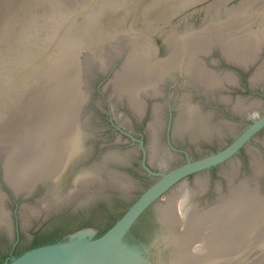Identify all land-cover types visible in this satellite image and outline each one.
<instances>
[{
	"label": "flooded vegetation",
	"instance_id": "1",
	"mask_svg": "<svg viewBox=\"0 0 264 264\" xmlns=\"http://www.w3.org/2000/svg\"><path fill=\"white\" fill-rule=\"evenodd\" d=\"M263 56L264 47L255 61L246 67L227 61L212 48L204 56V64L218 74H228L231 81H223L224 84H219L214 90L206 89L193 76H182L178 70L172 69L171 75L157 82L156 88L160 91L155 88V94H142L141 103L144 105L143 110L140 109V112L143 111L141 114L130 108L125 99L121 103L114 97L111 106L103 100L98 101L99 105L88 99L81 111L79 150L66 161L65 168H61L62 172L56 179H41L30 190L14 192L0 174L3 203L0 264L27 249L68 240L83 230L86 236H100L164 174L224 150L254 122L264 118V76L255 82L251 80ZM221 96H228L230 100L239 97L247 103L253 100L255 106L236 112L220 99ZM189 105L193 107L192 115L195 117L186 121ZM153 107L155 111V108L158 109V115ZM100 113L106 114L110 122V133L105 136L93 133L100 129L93 127V116L98 117ZM151 126L157 129L153 130ZM151 130L155 138L150 135L153 134ZM263 142L264 123L248 136L235 153L218 163L179 177L136 217L123 237L124 242L137 248L147 258V264H168L171 245L164 238L168 229L159 210L161 204L171 195L178 194L176 199L174 196L173 206L184 214L180 216L181 212H175L179 217L180 225L177 226L180 230L185 225L183 220L188 217L187 212L197 215L207 212L220 196L227 194V175L231 177L233 174L235 178L244 175V165L250 161V156L264 158ZM251 152H254L253 155ZM87 172L91 174L90 178L95 179L87 187L78 188L74 179ZM179 189L181 193L184 190V194H180ZM180 196H184L185 201ZM191 250L198 252L194 247ZM224 263L230 264L229 261L217 262Z\"/></svg>",
	"mask_w": 264,
	"mask_h": 264
},
{
	"label": "bare ground",
	"instance_id": "2",
	"mask_svg": "<svg viewBox=\"0 0 264 264\" xmlns=\"http://www.w3.org/2000/svg\"><path fill=\"white\" fill-rule=\"evenodd\" d=\"M184 6L186 5L174 7V9L170 12V14L172 16L179 15L180 8ZM146 10L147 11H145L143 15L144 14L149 15L157 11V9L155 10L151 8ZM225 11H218L217 13H213L212 15L210 14V17L215 15L226 16L221 13ZM259 11L262 10H259V8H255L254 6V8L244 10L243 13L240 15L236 14L234 21L235 23L238 22L239 28L236 30L232 26L230 29L227 27L229 29V33H227L225 27L221 26L222 30H220L218 37L215 35H206L205 37H201V34H199L198 36L185 35L184 38H182V34L175 37V36H170L167 33L166 41H164L165 48L160 52L155 51L153 54L151 53L150 54L151 56L148 59L140 60V57H144L146 55L143 52L140 53V51L143 44H149L150 46L152 40H149V36L145 37L143 35L138 34L137 40L140 46H137L135 43H132V45L129 44V46H127V52L126 54H124V60L122 65L114 69L112 75L105 84V85L110 84V86H112V92L110 96L113 95V99H115L114 97H116V100L118 99L120 102L123 99H125L127 103L131 106L130 108H132L135 112L138 113L141 111L140 109L144 105V103L143 105L141 103V101L143 100L142 94H150V95L155 94L156 93L155 90L156 89L158 90V88H156L157 82L160 79H164L165 76H168L172 69L178 70L179 73H181V75L188 74L193 76L194 80H196L198 84L202 85L206 89L213 88L212 90H214V87H217L221 83L224 84L223 81L225 80L231 81L230 78L228 77L229 76L228 74H224V73L218 74L209 67H207L204 64V56L207 55L212 50V48H217L221 56L229 62L246 67H248L250 63L252 64L255 61V58L257 57L259 51H261L262 48L264 47V11L260 12L257 15ZM143 15L141 14V18ZM250 16L253 17L256 16V20L247 22V18H249ZM241 19L243 23H241ZM206 20L207 19L199 22L195 21L196 25H194V27L200 26L202 23L205 24ZM138 22L140 21L135 19V21H133L130 25L129 24L126 25L116 21L115 26L113 27V31L111 30L109 33L105 35V37L107 35L111 36L110 40L112 39L107 46L113 43L115 37L119 35V34L117 35V33H123V34H130L133 32L135 33L137 29L141 28L139 26H142ZM171 23H172L171 25H173L172 26L173 30H169V32H174V30H178L175 29L178 28L177 27L178 22L174 20ZM235 23H231V24H235ZM120 24L122 25L120 26ZM187 25H193V24L190 23ZM136 26L139 28H136ZM166 26L167 24L165 26L159 25L158 26L159 28L158 27L157 28L159 30L169 29V28H165V29L163 28ZM182 29L183 28L179 29L178 31H182ZM155 31L157 32V34L160 35L158 30ZM242 32H245L246 36L242 35ZM141 38L143 39L142 41H140ZM130 41L131 39H129V42ZM101 43L102 40L98 41V44L96 43L95 46L100 47ZM102 47L103 46H101V48ZM106 47L103 50L100 48L101 50L100 49L99 50L101 52H98V54L101 55L104 51H106L107 49ZM96 49L98 50V47ZM119 50L120 48L118 47V49H116L115 52ZM139 53L141 56L139 55ZM84 54L86 55V53ZM100 55L98 57L96 56V58H104ZM118 55H120V53H117L115 56ZM108 65L109 64H106L105 61H103L102 64L99 66L100 68L98 69H105ZM93 67L97 68L95 65H93ZM90 69L88 70L87 75H89L88 73L90 72ZM84 76L85 74L82 76L83 78L81 77L82 81L85 79ZM261 76H264V56L263 59L258 64V66H256V69L253 71L251 75V80L255 82L254 80L258 79ZM72 77H74V80L72 84L70 83L71 81L69 82L71 84V87L70 89H68V86L70 85L68 84V81L72 79ZM33 78L36 79L37 76H34ZM37 79H39L37 82L41 84L40 86H42V88L40 87V89L42 90H36L33 92L27 90H22V91L19 90L16 94L17 96L23 95L24 97L27 98L32 97L33 98L32 100L38 104V106L35 105L36 107L30 109V111L33 113V117L35 119L36 118L39 119L36 121V123L38 124L40 122L51 123V128L50 130H48L49 134L48 131L39 132L38 134L39 137L35 138L34 142H32L34 143L32 147V153L30 154L29 157L26 158V160H20V161L19 159L16 160L15 157H13L16 156L15 154L10 156V158L4 157L2 162V155L0 156L1 164L4 167L3 175L5 177V180L9 185H11L12 189L15 192L30 190L35 185V183L41 180L43 177H44L43 179H50V180L56 179L58 173L62 172L61 168L62 169L65 168L64 165H66V161L71 157L73 153L79 150L77 149L72 151L73 146H77L79 148L80 145V136H81L80 121H81V111H82L81 104L85 101L86 98L85 97L86 91H82V90L80 91L79 85L78 87H76L77 82L80 80V76L79 77L78 76H61V77L38 76ZM83 85H85V83ZM36 92L37 94H35ZM220 99L224 103H227L236 112L237 111L243 112L245 110H249V108L252 105L255 106L253 100H251V102L248 101L249 103H247L246 102L247 100L244 99L242 100L239 97L236 98L235 100H230L231 98H229L228 96L227 97L221 96ZM5 106H7V104ZM17 107H21V106H17ZM155 109L158 111L157 108ZM153 111L156 112L157 114V111L154 110V107H153ZM142 112H140V114ZM192 114H193V107L189 105V107L186 109L185 120L191 121L195 117ZM153 125L155 126V124ZM152 129L154 130L155 127ZM152 133L153 134L150 135H154V131ZM153 137L155 138V135ZM253 153L254 152H251L252 155ZM255 154L257 153L255 152ZM12 160H14V162H12ZM255 161L256 158L253 157L252 162ZM257 170L258 169L256 168L253 172L259 175L261 170L260 168L259 171ZM230 172L226 174H229ZM90 175L91 174H89V172L85 174L77 175V178L74 179L75 180L74 183L77 184L78 188L80 186L87 187L88 183L91 180L95 179V177L93 179L90 178L91 177ZM226 177L229 178L227 193L229 191L230 194H227V196H225L226 194L225 193L224 196H220L218 202L213 203L212 207L209 208V210H206L207 212L198 215L187 212L188 215L186 216L188 217L187 218L185 217L186 220H183V224L185 223V225H183L184 226L183 229H181L183 226H181L180 230L178 229L180 226L178 227L177 225L178 224L180 225V223H178L179 221L177 220V218L179 217H177L175 213L178 211V209L176 210L173 206L175 204L173 203V201H175L176 196H178V194L176 196L174 194L171 195L167 200L165 199L166 201H164L161 204L159 210L161 213V217L168 229V235L164 238L166 239L168 245L169 244L171 245L168 264H217V262H220V260L222 262L229 261L230 264H240V263L247 264L246 262L251 260L248 258L249 260L242 259V261H240L241 258H244L246 256L243 249L245 248L246 245L245 241L247 240V234H245L243 231L244 229H246L247 226L246 224L248 223V221L250 222L252 221L256 223L257 226L255 227L254 229L255 231L253 232V234L251 236H249L248 234L249 236L248 240H255L256 238L258 239L256 235L257 234L256 230H259L260 227L259 225L264 224V215H263L264 202L257 199H256L257 201H253L251 194L246 195L247 189H245L241 184L242 181L241 183L240 182L233 183L234 176L228 177L227 175ZM111 178H113L116 181H119L116 176L111 175ZM243 181L245 182V180ZM122 185H124V183ZM249 188H251V186ZM184 190L183 193H181L182 190L179 193L184 194ZM186 191L187 190H185V194ZM181 197L182 196H180V198ZM183 197H182V201H185V199L183 200ZM243 198L246 199L247 203H245V199L243 200ZM182 201L180 200V203ZM249 203L253 204L255 215L254 216L252 215V217L250 218L251 220H248L245 217H239L238 221H235L237 222L235 227L238 231L231 233L230 221L231 219H233L232 215L233 217L237 215V214L235 215L236 211L233 212L232 215H230L231 211L233 209L242 210V208H244L242 204H249ZM2 204H3L2 192L0 191V222L2 221V216H3ZM174 209L176 211H174ZM190 209L193 210L192 208ZM179 212L181 211H178V213ZM180 216H184V214ZM181 218L184 219L183 217ZM193 247L194 250L195 248L196 250L198 249V252H192L191 248ZM260 250L261 248L259 246L258 251ZM262 255H263V259H261ZM250 262L251 263L248 264H264V250L263 252L261 251V254L258 256V259Z\"/></svg>",
	"mask_w": 264,
	"mask_h": 264
},
{
	"label": "rangeland",
	"instance_id": "3",
	"mask_svg": "<svg viewBox=\"0 0 264 264\" xmlns=\"http://www.w3.org/2000/svg\"><path fill=\"white\" fill-rule=\"evenodd\" d=\"M62 1L63 3L61 6H64V11L56 10L53 12L50 11L48 13L42 12L40 14L36 12L37 14H34L35 16L33 17L27 16L26 18V15H24L22 18H20V21H19L20 25H18V28L20 29L18 33L20 45L23 41L22 38L32 37V39L34 38L35 40L40 38L41 36L38 37L39 36L38 34L41 32V30L43 31L45 30V35H48V34L51 35L57 31L58 26L59 28H61L62 21L66 20L67 13H69L70 9L77 2L76 0H62ZM104 5L106 7L114 6V8L116 9L113 10V14L108 15L107 12L105 13V10H103V11H100L96 17H95L96 13H92V12H87L83 14V16L73 15L72 18L68 17L71 20L73 19L75 24L72 26V23L70 24L68 23L67 24L68 28L66 27V25H64V28L60 29L62 31L60 33L61 34L60 38H63V39L59 41L60 42L58 44L59 46L58 45L55 46V49H53V53H56V55L60 53L62 57L57 59L58 61L56 60V62H59V60L60 62L52 67L56 69V72H57L56 76H60V77L61 76H78V77L80 76V80L77 82L76 87H78L79 85L80 91L81 90L85 91L84 85H83L84 83L82 81V78H83L82 76L84 74L86 75L90 68H91L90 70L95 69L93 65H95L97 68H100L99 66L102 64L103 61H105L106 64H110L111 62L110 71L107 74V76L101 75L99 73L96 78L94 77L95 79L94 78L90 79V81L91 80L92 81L89 86L91 90H90V95L88 97V99L92 100L94 103L98 102L99 100H103L109 106H111V104L114 102L113 95L110 96L112 92V86H110L109 84L104 88V84L106 83V80H108V78L110 77L109 75L112 74L114 69L122 65L123 60H124V54H126L127 52V46H129V44L132 45V43H135L137 46H140L137 40L138 34L143 35L145 37L149 36V40H152V43H150V46L149 44H143L141 51H140V53L143 52L144 54H146L144 57H140V60L148 59L150 58L151 53L153 54L155 51L160 52L161 50L165 48L164 41H166L167 33L170 36H175V37L182 34V38H184L185 35L198 36L199 34H201V37H205L206 35H215L218 37L220 30H222L221 26L225 27V30L227 33H229V29L231 28V26L235 28L236 30L239 28L238 22L235 23L234 21L236 14L240 15L243 13L244 10L254 8V6L255 8H259V10H262V11H259L257 15L260 12L264 11L263 10L264 0H109V2L104 3ZM183 5H186V6L180 8V13L178 12L179 15L172 16L170 14V12L174 9V7L183 6ZM149 8L155 9V10L157 9V11L149 15L147 14L143 15V13L147 11L146 9H149ZM38 11L40 12V10ZM218 11H225L221 13L226 16H219V15L214 14L215 16L210 17V14L212 15L213 13H217ZM62 13H64V15ZM141 14L143 15L142 18H141ZM1 16H2V10H0V19H1L0 21H2ZM256 16L254 17L250 16L249 18H247V22L255 21ZM135 19L140 21L138 22L139 24L142 25V26H139L141 27L140 29H137L135 33L133 32L130 34L117 33V35L118 34L119 35L118 36L116 35L117 37H115L113 43L107 46L109 42L112 40V39L110 40L111 36H109V39L107 42H104V43L102 42L100 44L101 46H103L102 48L100 46L102 50L105 49V47L107 46L106 51H104L101 55L98 54V52H101L100 51L101 49L100 48H98V50L95 49L96 43L100 41L101 39H103L105 35L109 33L111 30L113 31V27L115 26L116 21H118L119 23L130 25L133 21H135ZM205 19H207L205 24L202 23L200 26L194 27V25H196L195 21L199 22ZM30 20H33L34 24L35 25L38 24V25L30 28L31 26L29 23ZM174 20L178 22L177 23L178 28H175V29L179 30L183 28L182 31L174 30V32H169V30H173L172 29L173 25H171L172 24L171 22ZM94 21H95V26H92L93 24L92 22ZM190 23L193 25H187ZM231 23H235V24H231ZM241 23H243L242 19H241ZM107 24H111V26H108ZM166 24L167 26L163 28L164 29L169 28V29L167 30L158 29L159 25L165 26ZM121 25L122 24H120V26ZM42 26L44 28H42ZM139 27L136 26V28H139ZM7 29L8 28H6V31ZM65 29H68L66 33L65 31H63ZM191 29H194V30H191ZM155 30H158L160 35L157 34ZM7 34L8 32L6 33V35ZM66 35H69L68 36L69 39L66 37ZM242 35L246 36L245 32H242ZM79 36H84V39L90 38L94 44H91L88 47L85 46L84 49L83 47L80 49H77L78 47L76 45H77V41L80 40ZM96 39H97V42H95ZM129 39H131L130 42H129ZM142 40L143 39L141 38L140 41ZM7 44L8 43L6 41L4 43L3 51H2V47L0 50V55H1L0 58L2 59V56H3V61L1 62V66L2 68H4L3 72H4V75L6 76L11 73V70H13L14 61L24 62V60H26L25 56H23V52H21L20 50V47L15 50L14 48L12 49L11 47L9 49V47L8 48L6 47ZM118 47L120 48V50L115 52V50L118 49ZM215 49H216V52L220 54L219 50L217 48ZM84 53H86V55ZM117 53H120V55L115 56ZM99 55L104 58H96V56L98 57ZM84 60H85V63H84ZM47 72L48 71H46L43 74V76H48ZM37 78L34 79V78L28 77L27 80H23V84H25L26 82L24 81H28L32 79L31 80L32 83L29 85V88H27V91L33 92L36 90H42L40 89V87L42 88V86H40L41 84L37 82L39 80ZM73 80H74V77H72V79L68 81V84L70 83L72 84ZM71 84L68 86V89H70ZM3 85L4 87L6 86L7 88L8 83L5 80L4 82L0 81V156L2 155V162H3L4 157L10 158V156L15 155V154L16 156H13V157H15L16 160L17 159H19V161L26 160V158L29 157L30 154L32 153V147L34 144L32 142H34V139L39 137L38 136L39 132H45V131L50 130L51 123H46V122L45 123L40 122L39 124L36 123V121L39 119L38 118L35 119L33 117V113L30 111V109L36 107L35 105L38 106V104L32 100L33 98L32 97L27 98V97H24L23 95L17 96L14 90L12 91L10 90V92H2ZM35 94H37V92ZM6 104L7 106H5ZM17 106H21V107H17ZM100 114L101 115L98 117L95 115L93 116L94 118L93 123H92L93 127L96 128V130L100 128L98 131H94L93 133L98 134L100 136H105L108 133H110V129H109L110 122L108 121V116L106 114H102V113ZM99 132L101 133L99 134ZM48 134H49V131H48ZM72 149H73L72 151L77 150V146H73ZM36 154H39V153H36ZM253 157L256 158L255 162H252ZM252 158L250 156L251 161H248L244 165V168L246 170L245 174L237 178L234 177L233 183H237V182L241 183L242 181L241 184L243 185L245 189H247L246 195L251 194L253 201L260 200L264 202V158L260 157L259 155L258 156L254 155L252 156ZM12 162H14V160H12ZM1 165L2 164L0 160V174H2V176L4 177L3 175L4 167L3 165L2 166ZM254 168L255 169L257 168L258 169L257 171H259V168H260L261 172L259 175L253 172L255 170ZM243 180H245V182ZM249 181L250 182L252 181L251 184ZM250 186L251 188H249ZM227 194H230L229 191ZM227 194H225V196H227ZM244 199L245 198H243V200ZM245 203H247L246 199H245ZM242 205L244 206L242 210L233 209L231 211L230 215H232L233 212L235 211H236L235 215L237 214L234 217L232 215L233 219H231L230 221L231 233L238 231L235 227L237 224V222L235 221H238L239 217H245L248 220H251L250 218L252 217V215L253 216L255 215L253 204L249 203V204H242ZM257 209H258V206H257ZM246 225H247L246 229H244L243 232L247 234V240L245 241L246 245L243 251L245 255L248 257L245 256L242 259H246V260L248 258L251 259V260L248 259L249 261L246 262L248 264V263H251L250 261H254L258 259V256L261 254V251L263 252L264 250V224L259 225L260 226L259 230H256V233H257L256 235L258 237V239L257 238L255 239L256 241L248 240V238L255 231L254 229L257 226V224L252 221L251 222L248 221ZM259 246L261 248L260 251H258ZM261 259H263V255L261 256Z\"/></svg>",
	"mask_w": 264,
	"mask_h": 264
},
{
	"label": "water",
	"instance_id": "4",
	"mask_svg": "<svg viewBox=\"0 0 264 264\" xmlns=\"http://www.w3.org/2000/svg\"><path fill=\"white\" fill-rule=\"evenodd\" d=\"M76 1L77 2L75 3V5L70 9L69 13H67L66 20L62 21V29L64 28V25H66V27L68 28V23H72V26L75 24L73 19L71 20L68 18H72L73 15L83 16V14L87 12H92L96 13V17L100 11L105 10V13L107 12V14L109 15L113 14V10L116 9L114 8V6L106 7L104 5V3H108L109 0ZM62 3V0H0V10H2V21H0V50L2 47L3 51L4 43L7 41V48L9 47L10 49L11 47L15 50L20 47L21 52H23V56H25L26 58L24 62L14 61V67L10 73L11 75L9 74L7 76L4 75V68H2L1 66L3 56L2 59L0 58V81L4 82L5 80L8 83L7 88L6 86L4 87V85L2 86V92H10V90H14L15 93H17L20 89L27 90V88H29V85L32 83V79L24 81L26 82L25 84H23V80H27L28 77L33 78L34 76H43L46 71H48V76L57 75L56 69L52 66L60 62V60L59 62H56V60L62 57V55L60 53V55H56V53H53V49H55V46H57L60 43L59 41L63 39L60 38V33L62 32L60 30L61 28H59L58 26L57 31L51 35H45V30H41V32L38 34V37L41 36L40 38H38L39 40L37 39L38 41L34 38L33 40L32 37H25L22 38L23 41L20 45V40L18 37L20 29L18 28V25H20V18H22L24 15H26L27 18V16L33 17L35 16L34 14H40L42 12L48 13L50 11L53 12L56 10L64 11V6H61ZM38 10H40V12ZM64 13L62 14L64 15ZM29 23L31 25L30 28L38 25H35L33 20H30ZM92 23V26H95V21ZM107 25L111 26V24ZM6 28H8L7 31ZM42 28L44 27L42 26ZM63 31H65L66 33L68 29H65ZM7 32L8 34L6 35ZM68 36L69 35H66L67 38ZM79 38L80 40L77 41L76 45L78 47L77 49H80L82 47L84 49L85 46L88 47L91 44H94L90 38L84 39V36H79ZM108 39L109 36H106L101 40L104 43L107 42ZM95 42H97V39ZM95 47L100 48L99 46ZM110 66L111 62L105 69L95 68L93 70H90V72L88 73L89 75H85V79L83 80V82L85 83L84 90L86 91V98L85 101L81 104V109H83V106L86 104L90 95V79L94 76H97L99 73L101 75L107 76L110 71ZM111 75L112 74H110L109 76ZM108 80H106V83ZM106 86L107 85H105L104 88ZM263 123L264 118L254 122L246 131L236 137L232 141V143L228 145L224 150L200 160L189 162L186 165L175 168L168 174H164L154 184H152L149 188L142 192L138 196V198L119 217V219L100 236H86V231L83 230L71 236V238L68 240L47 243L27 249L18 256L13 257L9 261H6L4 264H147V258L137 248L127 245L123 240L126 231L136 219V217L147 205L158 199L160 194L179 177L185 175L190 171L218 163L230 154L235 153L238 148L246 141L248 136ZM3 180L6 185L11 188V186L6 182L4 178ZM0 191L2 192L1 182Z\"/></svg>",
	"mask_w": 264,
	"mask_h": 264
}]
</instances>
